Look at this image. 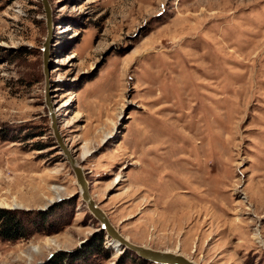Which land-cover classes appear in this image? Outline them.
<instances>
[{
  "label": "rangeland",
  "instance_id": "obj_1",
  "mask_svg": "<svg viewBox=\"0 0 264 264\" xmlns=\"http://www.w3.org/2000/svg\"><path fill=\"white\" fill-rule=\"evenodd\" d=\"M49 3L59 130L112 225L196 264H264V0ZM45 35L41 0H0V208L47 217L0 238V264H151L80 197Z\"/></svg>",
  "mask_w": 264,
  "mask_h": 264
},
{
  "label": "water",
  "instance_id": "obj_2",
  "mask_svg": "<svg viewBox=\"0 0 264 264\" xmlns=\"http://www.w3.org/2000/svg\"><path fill=\"white\" fill-rule=\"evenodd\" d=\"M41 3L43 7L46 26V35L42 44L44 103L47 108L48 116L50 118V127L56 145L73 170V174L79 186V194L82 201L86 204L88 211L95 217V219H97L100 224V229L104 230L109 241L115 243V247H117V250H120V248H122L123 250H128L134 253L137 257L144 259L151 264H196L191 259L176 251L153 249L130 241L112 225L106 213L94 202L93 198L91 197L89 192V182L85 177V172L76 161L74 155L71 152V148L64 141V138L59 130L57 121V108H55V103L52 102L49 78V72L51 69L49 55L53 33V15L49 0H41Z\"/></svg>",
  "mask_w": 264,
  "mask_h": 264
},
{
  "label": "trees",
  "instance_id": "obj_3",
  "mask_svg": "<svg viewBox=\"0 0 264 264\" xmlns=\"http://www.w3.org/2000/svg\"><path fill=\"white\" fill-rule=\"evenodd\" d=\"M46 218L47 217L44 212L30 214L29 212L27 213L22 211L0 208V238L4 240H16L19 238H26L31 232H28L29 229H26L24 227V220H27L28 222L34 224L35 229H42L45 224ZM102 237L103 236L98 237L99 241L96 242L98 244L97 250L102 248L100 245ZM95 244H91V246H89L87 250H95ZM126 251L130 254H134L128 250Z\"/></svg>",
  "mask_w": 264,
  "mask_h": 264
}]
</instances>
